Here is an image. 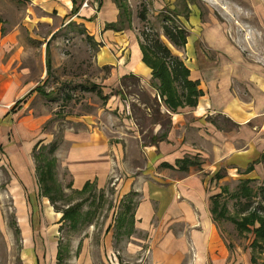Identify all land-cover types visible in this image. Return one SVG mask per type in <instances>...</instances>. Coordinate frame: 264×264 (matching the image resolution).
Wrapping results in <instances>:
<instances>
[{
  "label": "crops",
  "instance_id": "1",
  "mask_svg": "<svg viewBox=\"0 0 264 264\" xmlns=\"http://www.w3.org/2000/svg\"><path fill=\"white\" fill-rule=\"evenodd\" d=\"M26 1L27 18L33 15L36 25L50 30L57 22L59 27L82 29V34L85 27L87 37L99 48L97 68L110 70L106 87L117 91L104 95L95 84L107 97L109 113L105 119L101 111L83 116V128L67 131L56 152L59 166L71 177L72 190L81 192L86 186L112 190L107 195L114 206L101 239L108 257L117 261L114 235L122 228L129 232L126 252L142 253L135 264H232L213 219L212 198L229 178L264 180V64L245 55L219 24L189 21L195 30L184 48H168L182 60L201 95L194 106L172 112L152 87V69L143 61V38L133 27L136 19L146 21L134 17L131 10L130 20H120L118 3L128 5V0H93L95 12H79V0ZM121 21L123 28L111 27ZM59 27L44 44L47 58ZM132 78L158 100L161 114L170 118L167 128L146 114L150 110L144 97L129 103L123 96L122 81ZM29 91L0 60V223L4 203L10 201L22 264H59L63 243L56 221L62 213L41 195L33 158L52 138L41 132V118L23 102L33 93ZM139 108L153 125L147 141L136 115L142 114ZM112 113L125 115L121 122L129 133L110 128ZM129 202L133 220L118 224ZM86 231L70 264H95V226L89 223Z\"/></svg>",
  "mask_w": 264,
  "mask_h": 264
},
{
  "label": "rangeland",
  "instance_id": "2",
  "mask_svg": "<svg viewBox=\"0 0 264 264\" xmlns=\"http://www.w3.org/2000/svg\"><path fill=\"white\" fill-rule=\"evenodd\" d=\"M128 5L134 17L146 11V22L137 19L134 22L133 27L138 33L145 31L162 35V19L166 17L175 20L176 15L179 16L176 20L183 22L182 26H185L188 35L195 30L191 23L189 25V21L216 23L227 31L245 55L264 64V0H128ZM27 6L26 0H0V60L6 70L19 75L28 90L33 91L27 93L23 102L33 110L35 117L41 118V132L50 135L52 143L57 142L60 147L67 131L83 128V116L95 115L101 111V117L104 116L105 119L109 113L107 97L98 94L99 89L88 92L87 88H92L96 84L103 88L104 95L117 91L107 89L106 82L110 77V70L97 68L99 48L95 45L97 43H92L87 37L85 27L82 34L80 33L82 29L73 26L70 29L59 27L60 24L56 22L49 30L36 25L33 22V15L30 16L32 18H27ZM55 27L61 29L50 41L51 57L47 58L44 44ZM161 40L172 49L173 46L165 37H161ZM210 56L213 63L215 55L211 53ZM205 64H208L207 61ZM136 83L135 79L122 81L124 87L121 91L123 96L128 97L129 103L143 100L145 94L150 91L148 87L145 90L138 88ZM36 86H39L36 90L30 89ZM148 109L150 111L146 114H152L153 109ZM113 115V119L108 121L114 122V125L109 127L115 132L129 133L124 121L121 122L125 115L116 113ZM132 115L135 116V112ZM136 115L141 117L138 123L141 124V130L147 132L143 135L146 137H142L147 141L153 125L147 115ZM54 158L56 159L54 179L59 184V189L63 191L55 195L56 206L62 210H66L68 204L69 207L79 206L80 214L76 225L73 220L56 221L60 225L58 238L63 243L62 263L70 264V260L75 257L78 252L75 246L83 240L90 223L95 226L92 249L95 264H135L142 253L129 255L126 252L128 231H122L120 228V231L115 232L113 245L116 262L112 261L106 249L101 247L104 226L109 222L110 212L114 206L113 198L107 195L111 194L112 190L109 188L99 191L94 187H90L86 192L72 190L71 177L59 166L57 154ZM240 183L238 179L229 178V181L220 187L219 207L224 209L225 218L215 215L218 228L223 242L229 249V261L232 264H264L262 250L252 246L254 233L251 230L241 231L235 225V222L243 218L238 212L246 202L245 199H240L239 191L242 187ZM263 184L264 180L253 181L247 188L255 194ZM254 203L256 206L258 199L252 201V204ZM2 216L0 264H22L21 239L19 234H15L14 211L10 201H5Z\"/></svg>",
  "mask_w": 264,
  "mask_h": 264
},
{
  "label": "trees",
  "instance_id": "3",
  "mask_svg": "<svg viewBox=\"0 0 264 264\" xmlns=\"http://www.w3.org/2000/svg\"><path fill=\"white\" fill-rule=\"evenodd\" d=\"M118 5L120 10V20H130L131 13L128 5L123 2L118 3ZM145 12L139 14V18L142 21L147 20ZM176 16L174 17L175 20L166 17L162 19V35L156 33L153 34L152 32H141L143 38V61L152 69V87L157 91L162 103L172 112L184 105L194 106L197 98L201 95V92L197 89V84L189 81V70L185 67L182 60L173 55L168 46L161 40V36L165 37V39L178 50L183 49L186 45L188 33L180 21L176 20L179 16ZM111 27L113 29H121L124 27V22H118L117 25H112ZM48 67L50 68L49 63ZM136 85L138 86V83H136ZM97 89V86H93L92 88H87L86 91H97ZM97 93L101 94L100 91H97ZM144 98L146 106L153 109L150 119L154 123L162 122V128H167L170 124V118L161 114L158 100L156 98H151L148 94H145ZM137 112L145 115V112L140 108ZM58 148L59 144L54 142L47 146H41L38 151L34 152L33 158L36 165L40 191L41 195L49 200L54 209L57 212L62 213L61 221H67V219L73 220L76 225L78 217L80 216L79 206L69 207L70 204H68V208L62 210L58 208L55 203V195L63 192L62 189H59L60 186L55 181L56 179H54L55 175L53 172L56 164V159L54 157ZM252 182L253 181L251 180H242L240 183L242 185L241 190L239 191L241 195L240 199L243 198L246 202L238 212V215L243 218L237 223L235 222V225L241 231H252L255 236L252 243L253 248H260L264 253V184L258 189L257 193L253 194V191L247 188ZM90 187L92 186H86L81 192H86ZM129 196L132 197L133 194H130ZM220 198V195L212 198L213 205L211 212L216 223V214L221 218H225L224 209L219 207ZM255 199H258L256 206H254L255 203L252 204V201ZM132 210L133 207L131 202H129L125 206L126 216L122 219L119 217L118 224L122 225V223H127L128 220L131 223V220H133L130 215ZM16 233H18L17 230ZM58 263L63 264L61 258L58 259Z\"/></svg>",
  "mask_w": 264,
  "mask_h": 264
},
{
  "label": "built area",
  "instance_id": "4",
  "mask_svg": "<svg viewBox=\"0 0 264 264\" xmlns=\"http://www.w3.org/2000/svg\"><path fill=\"white\" fill-rule=\"evenodd\" d=\"M79 2V12L83 10H93L95 12V10L97 9V5L93 7V0H79Z\"/></svg>",
  "mask_w": 264,
  "mask_h": 264
}]
</instances>
